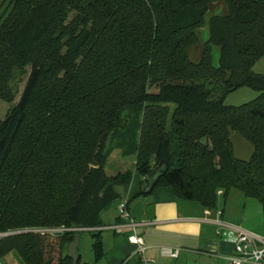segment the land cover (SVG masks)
<instances>
[{
  "label": "trees",
  "instance_id": "obj_1",
  "mask_svg": "<svg viewBox=\"0 0 264 264\" xmlns=\"http://www.w3.org/2000/svg\"><path fill=\"white\" fill-rule=\"evenodd\" d=\"M6 6L0 100L11 101L15 70L29 72L0 120V234L14 232L0 236V256L71 264L66 247L86 231L97 261L102 247L93 228L121 197L116 188L128 189L135 174L141 184L159 163L165 171L153 186L205 208L215 207L217 190H238L260 204L264 231V72L251 69L264 55V0ZM240 86L257 96L223 104ZM228 128L252 144L248 162L234 160ZM113 149L133 157L132 171L105 173ZM49 228L63 230L36 231ZM75 264L87 263L77 255Z\"/></svg>",
  "mask_w": 264,
  "mask_h": 264
},
{
  "label": "crops",
  "instance_id": "obj_2",
  "mask_svg": "<svg viewBox=\"0 0 264 264\" xmlns=\"http://www.w3.org/2000/svg\"><path fill=\"white\" fill-rule=\"evenodd\" d=\"M140 179L136 185L132 181L126 190H116L126 199L129 216L138 222L134 232L142 239L144 255L151 264H222L223 257L233 252L237 229L255 235L263 231L260 204L238 190L224 194L217 190L215 207L205 208L196 201L178 198L167 185L152 186L147 193L131 197L142 190ZM117 201L101 212V228L119 222ZM216 210L220 211L218 223L214 222ZM96 230L102 255L105 246L115 251L106 264H139L135 246L126 239L129 228L123 227L118 233L107 228ZM106 230L110 234H105ZM167 249H177L176 256L170 257Z\"/></svg>",
  "mask_w": 264,
  "mask_h": 264
},
{
  "label": "rangeland",
  "instance_id": "obj_3",
  "mask_svg": "<svg viewBox=\"0 0 264 264\" xmlns=\"http://www.w3.org/2000/svg\"><path fill=\"white\" fill-rule=\"evenodd\" d=\"M7 0H2L0 2V14H4L8 7L6 6ZM215 7V6H214ZM189 56L192 59H195L198 54L197 47H190L189 48ZM212 56V64L216 65L217 59V48H212L211 51ZM251 69L255 73H263L264 72V55L258 57L252 64ZM29 72V68L25 67L23 71L15 70L11 76L9 81V87L12 92V99L9 102H5L0 100V120H2L5 114L8 112L10 107L14 105L22 91L26 76ZM258 92L250 87L247 86H240L230 92H227L223 98L222 102L225 105H240L242 103L248 102L257 96ZM133 169V157H122L119 153L118 149H113L104 165V171L108 175H113L117 172L130 170ZM138 176L135 174L133 175L132 181L134 185L137 183ZM109 231V230H108ZM107 230L104 232L105 234H110ZM259 237L264 238V231L259 232ZM80 237L75 249V254L79 255V262L80 263H87V264H106L108 259L111 255H115V251L111 247L105 246L103 248L104 254L101 258L97 261H94V256L90 248L91 244V237L90 234L86 231L80 232ZM112 249L111 251H108ZM0 264H24L21 258L15 252H8L7 254L0 256Z\"/></svg>",
  "mask_w": 264,
  "mask_h": 264
},
{
  "label": "built area",
  "instance_id": "obj_4",
  "mask_svg": "<svg viewBox=\"0 0 264 264\" xmlns=\"http://www.w3.org/2000/svg\"><path fill=\"white\" fill-rule=\"evenodd\" d=\"M220 193V191H217ZM220 211L216 210L214 222L218 223V216ZM116 217L119 220L118 223L102 227L110 229L116 233L120 232L121 228L127 227L130 229V233L126 236L127 241L135 246V254L138 257L139 264H151V259L144 255V247L142 239L134 232V228L138 225L128 213L126 206V199L121 197L116 203ZM101 227L93 228L102 229ZM62 228H49L39 229L41 233H55L62 231ZM77 230V229H76ZM81 230V229H78ZM1 236V234H0ZM167 254L170 257H175L177 249H167ZM222 264H264V238L258 235L252 234L245 230L237 229L236 237L233 244V252L230 255L223 257Z\"/></svg>",
  "mask_w": 264,
  "mask_h": 264
},
{
  "label": "water",
  "instance_id": "obj_5",
  "mask_svg": "<svg viewBox=\"0 0 264 264\" xmlns=\"http://www.w3.org/2000/svg\"><path fill=\"white\" fill-rule=\"evenodd\" d=\"M228 141L231 145L232 149V156L234 160L241 161V162H248L251 158L254 148L251 143H249L247 140H245L239 133L232 132L230 128H228ZM165 171V167H161V164L159 163L155 169L143 180L142 184L140 185L142 187L141 192L147 193L157 178L162 175ZM20 232V231H16ZM14 233V232H11ZM11 233H4L1 234V236L8 235ZM79 233H76L72 239L71 242L68 243L66 247V255L71 259V264H75L77 260V255L75 254V249L78 243Z\"/></svg>",
  "mask_w": 264,
  "mask_h": 264
}]
</instances>
